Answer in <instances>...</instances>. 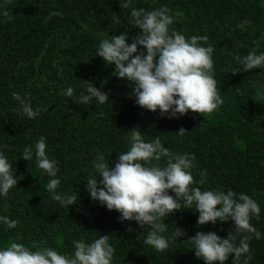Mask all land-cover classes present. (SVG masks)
<instances>
[{"label":"trees","instance_id":"1","mask_svg":"<svg viewBox=\"0 0 264 264\" xmlns=\"http://www.w3.org/2000/svg\"><path fill=\"white\" fill-rule=\"evenodd\" d=\"M124 4L125 0H0V151L19 177L17 186L0 197V215L18 221L14 228L0 225V246L20 242L70 254L73 240L90 242L107 234L115 248L113 264H204L187 239L197 231H216L224 237L232 221L200 226L198 213L181 205L165 223L167 234L176 226L184 235L157 252L142 243L146 232L135 221L122 222L117 211L101 206L86 191L93 158L103 154L114 164L137 128L145 140L159 136L172 153L192 154L194 181L202 179L201 171L206 173L205 183L194 186L232 189L259 203V218L251 223L262 235L249 241L248 264H264V90L249 82L264 84V70L235 71L234 60L249 51H264V0H130L127 8ZM161 5L175 17L172 28L186 37L205 35L213 46L214 76L224 102L211 113L189 110L170 119L159 110L141 108L129 95V83L113 75L114 64L95 56L102 35L126 31L130 43L140 31L130 23L133 7L152 10ZM55 12L61 15L49 19ZM88 82L107 92L109 101L80 103ZM69 86L74 88L72 97L62 94ZM13 92L29 99L34 109L39 107V115L28 119L15 111ZM181 128L185 131L179 135ZM41 136L49 158L59 166L58 191L78 195L68 208L52 199L45 188L49 178L34 159L20 158L24 146ZM239 238L237 234V243ZM225 264H243V258L232 262L230 257Z\"/></svg>","mask_w":264,"mask_h":264},{"label":"clouds","instance_id":"2","mask_svg":"<svg viewBox=\"0 0 264 264\" xmlns=\"http://www.w3.org/2000/svg\"><path fill=\"white\" fill-rule=\"evenodd\" d=\"M129 2L125 0L126 8ZM169 13L170 9L163 5L152 10L133 7L129 13L130 23L140 31L130 38V43L126 31L114 36L102 35L95 56L103 58L106 64H114L113 75L129 83V95L141 108L152 112L159 110L161 116L170 119L183 116L189 110L211 113L224 102L214 76L213 46L206 43L205 35L186 37L172 28L175 17ZM52 15L61 13H50L49 19ZM245 23L239 25L242 30ZM234 60L235 71L241 68L242 71L264 70V51H249L246 55L235 56ZM249 82L264 90V84L252 79ZM62 94L72 97L74 88L66 87ZM12 95L18 101L15 111L28 119L39 115L41 109H34L29 99L15 92ZM78 99L83 104L93 99L104 104L109 101V95L88 82ZM136 129L127 137V150L117 152L114 164L103 154L93 158V171L85 177L89 197L106 209L117 211L122 222L135 221L146 232L142 243L157 252L169 249L174 240L184 235V230L176 226L174 232L167 234L168 223H165L166 217L180 210L181 205L183 209L198 213L197 225L200 226L230 220L232 230L224 237L216 231H197L187 241L204 264H225L230 257L232 262L243 258V264H248L249 241L253 236L260 239L262 235L251 223L253 217L259 218V203L232 189L194 186L205 183L206 173L201 171L202 179L194 181L192 154L172 153L159 136L145 140L142 132ZM184 131L181 128L177 133L182 135ZM47 148L46 138L41 136L33 145L24 146L20 158L34 159L36 167L49 178L45 188L52 199L68 208L77 202L78 195L58 191L59 166L55 159L49 158ZM18 179L8 156L0 151V197L7 196L10 189L17 186ZM17 223L16 219L0 215V225L14 228ZM237 234L240 235L238 243ZM71 243L69 254L51 246L11 242L6 247L0 246V264H113L115 248L109 235L100 234L90 242L81 238Z\"/></svg>","mask_w":264,"mask_h":264}]
</instances>
